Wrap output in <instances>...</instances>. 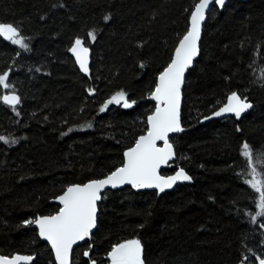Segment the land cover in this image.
I'll return each instance as SVG.
<instances>
[{
  "label": "trees",
  "instance_id": "trees-1",
  "mask_svg": "<svg viewBox=\"0 0 264 264\" xmlns=\"http://www.w3.org/2000/svg\"><path fill=\"white\" fill-rule=\"evenodd\" d=\"M197 2L0 0V22L18 27L29 44L26 51L0 36V74L8 72L13 85L0 86V95L21 97L15 111L0 101V135L16 141H0V255L56 264L49 244L26 221L58 212L53 200L68 186L123 164L125 151L147 133L156 106L147 98ZM207 16L200 58L185 80L186 130L171 138L177 158L161 171L183 168L192 182L162 196L129 187L104 193L91 242L75 249L73 264H111L106 257L113 246L133 239L141 242L145 264L264 259V216L256 215L259 194L245 182L250 169L241 155L245 142L264 155V0H229ZM77 38L91 49L90 77L71 54ZM120 91L136 103L101 111ZM233 92L252 109L202 123Z\"/></svg>",
  "mask_w": 264,
  "mask_h": 264
},
{
  "label": "snow or ice",
  "instance_id": "snow-or-ice-1",
  "mask_svg": "<svg viewBox=\"0 0 264 264\" xmlns=\"http://www.w3.org/2000/svg\"><path fill=\"white\" fill-rule=\"evenodd\" d=\"M212 0H199L191 13L190 30L179 41L175 49V55L168 67L159 75V82L150 98L157 101L155 111L148 116L147 122L150 128L146 135H142L135 142V146L128 149L124 155L126 162L113 171L104 179L92 180L83 185L74 184L68 186L66 191L57 199L63 205L55 215L41 216L35 220L26 221L28 224L38 225L39 235L47 240L55 252L58 264H71L73 245L78 241H83L90 237L92 229L96 227L97 202L102 199V190L107 186L116 188L117 186L130 184L137 189L156 188L159 192L171 188L177 181H190L192 178L183 168L179 169L175 175L164 176L160 174L162 165H167L175 153L173 145L169 142V133L182 132L180 122V102L181 88L184 84V75L193 59L198 55V42L201 35V24L205 19V12ZM215 3L223 6L224 0H215ZM107 19V17L105 18ZM0 36L18 45L21 49L28 50L29 44L25 42V37L20 34L18 27L11 23L0 22ZM89 37L95 40V33L90 32ZM70 51L75 54L80 69L88 73V47L84 46V41L77 38ZM143 66V65H141ZM0 86L4 89L12 88L9 82V73L0 74ZM90 93L94 90H89ZM0 101L9 105L13 111L21 103V97L15 94L0 95ZM129 108L136 102L128 101L123 91L117 92L101 108L104 111L109 104H120ZM247 98H241L233 92L228 97L227 104L215 116L224 113H233L240 117L243 112L251 108ZM19 114V113H17ZM211 117H206L210 119ZM91 127V125H89ZM0 141L4 143H15V140L0 135ZM163 141V146L158 147L157 142ZM241 155L245 159L247 167L250 169L246 183L259 194V209L256 214L264 216V172L258 168H264V155L254 154L248 143L242 144ZM253 222L256 216L252 217ZM264 227V224L261 225ZM85 256L89 253L85 252ZM111 264H145L143 259V248L140 240L133 239L113 246L109 253ZM245 259H247L245 257ZM33 257L15 255L13 257L0 255V264H31ZM91 264H96L95 260ZM259 264H264V259L259 260Z\"/></svg>",
  "mask_w": 264,
  "mask_h": 264
},
{
  "label": "water",
  "instance_id": "water-1",
  "mask_svg": "<svg viewBox=\"0 0 264 264\" xmlns=\"http://www.w3.org/2000/svg\"><path fill=\"white\" fill-rule=\"evenodd\" d=\"M229 0H224V4H223V6H220V5H218V4H216L215 3V0H212V2L209 4V7H208V9L206 10V12H205V19H204V21L202 22V24H201V35H200V40H199V42H198V47H199V52H198V55L193 59V62H192V64H191V66L188 68V69H186V71H185V75H184V84L182 85V88H181V102H180V122H181V127L184 129V131L186 130L185 129V127L183 126V121L181 120L182 119V108H183V100H184V87H185V80H186V76H187V74H188V72H189V70L190 69H192V67L194 66V64H195V62L200 58V54H201V41H202V37H203V28H204V25H205V23H206V21H207V18H208V14L210 13V11H211V9L214 7V6H216V7H218L220 10H223L224 8H225V6H226V4H227V2H228ZM241 1H246V0H241ZM197 3H199V2H197ZM196 3V4H197ZM189 17H191V16H189ZM190 27H191V20H190V24H189V29H187L188 31L190 30ZM187 31V32H188ZM178 44H179V42H178ZM74 45V44H73ZM72 45V46H73ZM71 46V47H72ZM84 46H86L85 45V43H84ZM70 47V48H71ZM87 47V46H86ZM178 47V45L176 46V48ZM88 49H89V53H88V61H89V72L88 73H85V72H83L81 69H80V67H79V64H78V62H77V60H76V57H75V54H73L72 52H71V54H72V56H73V58H74V60L76 61V63H77V65H78V67H79V70H81L80 72L81 73H83L84 75H86L87 77H90V75H91V71H90V66H91V61L92 60H90V59H92V53H91V49L88 47ZM174 55H175V51H174ZM174 55H172L173 56V58H174ZM172 58V59H173ZM168 67V66H167ZM166 67V68H167ZM166 68H164L163 69V71L166 69ZM162 71V72H163ZM161 72V73H162ZM160 73V74H161ZM158 78H159V76H158ZM158 82H159V80L156 82L157 84H158ZM11 92H7V93H5L4 95H6V94H10ZM16 94V93H15ZM16 95H18V94H16ZM150 96L151 95H149V97L147 98V100L148 101H151V102H154L155 103V105H157V101H155V100H153V99H151L150 98ZM227 102H228V99H227V101H226V103L225 104H223V106L222 107H224L226 104H227ZM248 102V101H247ZM248 103H250V102H248ZM222 107H220L217 111H219ZM253 107V106H252ZM252 107L251 108H249V109H247L245 112H243L242 114H241V116H243V115H245V114H247L251 109H252ZM155 108H156V106H155ZM154 108V109H155ZM155 111V110H154ZM154 111H153V113H154ZM217 111H215V112H217ZM214 112V113H215ZM152 113V114H153ZM214 113H212L211 115H209L208 117H211L210 119H206V117L205 118H203L202 119V123H206V122H210V121H214V120H222V119H224V118H227V117H236L233 113H224L223 115H221V116H215L214 115ZM152 114H150V115H152ZM149 115V116H150ZM240 116V117H241ZM150 128V125L148 124V129ZM148 131V130H147ZM184 131H182V132H184ZM182 132H176V133H169V142L172 144V145H174L173 144V142H172V140H171V138L172 137H174V136H176V135H179V134H181ZM147 133H145V134H142V135H146ZM141 135V136H142ZM140 137V136H139ZM139 139V138H138ZM137 139V140H138ZM135 146V144L132 146V147H134ZM157 146L158 147H162L163 146V141H158L157 142ZM131 147H129L128 149H130ZM127 149V150H128ZM126 150V151H127ZM125 151V152H126ZM173 151H174V153H175V155H174V157L171 159V160H169V162H168V164L167 165H162L161 166V168H160V174L161 175H164L163 173H161V171H163V170H167V169H170L171 167H172V165H173V163L176 161V158H177V153H176V149H175V146H173ZM124 162H123V164L126 162V157H125V155H124V160H123ZM122 164V165H123ZM121 165V166H122ZM121 166H119V167H121ZM179 169H181V168H179ZM179 169H177L176 171H174V173H172V174H169V175H164V176H172V175H175V173L179 170ZM116 170V169H115ZM114 170V171H115ZM185 170V169H184ZM185 172H186V170H185ZM187 174H188V172H186ZM111 174V173H110ZM110 174H107V176L108 175H110ZM189 175V174H188ZM107 176H105V177H103V178H100V179H104V178H106ZM190 176V175H189ZM95 180H99V179H95ZM90 181H92V180H90ZM89 182V181H88ZM88 182H86V183H88ZM192 182V179L190 180V181H177L171 188H168V189H165V191L164 192H159V190L158 189H156V188H142V189H137V188H134V187H132V185H130V184H124V185H120V186H117L116 188H112L111 186H107V187H105V189H103L102 190V193H101V196H103V194L104 193H106L107 191H117V190H122L123 188L125 189V188H132L134 191H137V192H143V191H154V192H156L157 194H158V196H162V195H164V194H166V193H168V192H171V191H173L175 188H177L179 185H184V184H189V183H191ZM85 184V183H84ZM80 185H83V184H80ZM67 189V188H66ZM66 189H65V191H66ZM64 193V192H63ZM62 193V194H63ZM61 194V195H62ZM60 196V195H59ZM58 196V197H59ZM57 197V198H58ZM54 199L53 200V203H56V204H58L59 205V207L61 208V207H63V205L62 204H60V202H59V200L58 199ZM101 201H98L97 202V220H96V226H97V222H98V213H99V203H100ZM55 214H57V212L55 213ZM55 214H52V215H55ZM42 216H48V215H42ZM39 217H41V216H39ZM38 218V217H37ZM35 220V219H34ZM33 226H34V229H37L38 230V234H39V228H38V225H35V224H33ZM96 228L97 227H95V228H93L92 229V232H91V235H90V237H87V238H85V240H83V241H78L77 242V244H75V245H73V252H72V257H71V264H73V253H74V251H75V249L77 248V247H79L80 245H83V244H85V243H90L91 242V239H92V235H93V233L95 232V230H96ZM39 237H40V239L41 240H43L44 242H47L48 244H49V246H50V248L52 249V247H51V244L47 241V240H45L43 237H41L40 235H39ZM143 248V247H142ZM91 249H92V246L90 247V249L89 250H87L86 252H90L91 251ZM85 253V252H84ZM52 255L54 256V259H55V262H56V264H58V261L56 260V257H55V252H54V250L52 249ZM15 256V255H14ZM22 256V255H21ZM24 256V255H23ZM13 257V256H12ZM86 258H87V260L90 258V253H89V255L88 256H85ZM106 259L107 260H109L110 262H111V260H110V257H109V254L107 255V257H106ZM21 264H25V262H21ZM90 264H91V262H90Z\"/></svg>",
  "mask_w": 264,
  "mask_h": 264
},
{
  "label": "rangeland",
  "instance_id": "rangeland-1",
  "mask_svg": "<svg viewBox=\"0 0 264 264\" xmlns=\"http://www.w3.org/2000/svg\"><path fill=\"white\" fill-rule=\"evenodd\" d=\"M25 42H26V40H25ZM113 104H115V103H113ZM109 105H111V104H109ZM115 105H122L123 106V102H121L120 104H115Z\"/></svg>",
  "mask_w": 264,
  "mask_h": 264
}]
</instances>
